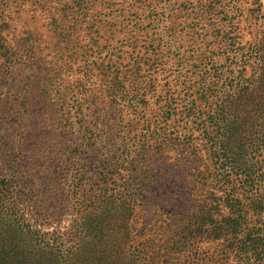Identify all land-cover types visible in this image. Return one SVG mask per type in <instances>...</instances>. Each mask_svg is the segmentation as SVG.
Segmentation results:
<instances>
[{"label": "rangeland", "instance_id": "rangeland-1", "mask_svg": "<svg viewBox=\"0 0 264 264\" xmlns=\"http://www.w3.org/2000/svg\"><path fill=\"white\" fill-rule=\"evenodd\" d=\"M218 1H7L1 22L9 26L4 35L8 36L11 63L0 61L4 77L0 90L2 98L21 114L16 117L22 119L18 122L25 125L16 135H26L25 142L29 141L24 164L34 174L36 195L28 204L36 211H28L32 219L26 214V223L40 237L28 238L24 236L26 230L15 232L0 223V239L24 252L31 264H66L63 257H74L77 252L83 253L79 262L125 264L121 249L102 257L103 246L98 241L90 242L89 250L83 247L95 234L87 226H76L86 214H70L59 200L66 193L54 194L42 173L54 168L51 158L67 157L51 146L58 136H67L68 124L75 125V140L80 135V123L88 128L85 135L94 137L90 142L120 152L124 147L139 162L137 167L146 178V194L130 217L135 242L163 245L183 223L199 225L196 222L207 214L214 221L225 218L228 211L219 202L221 193L215 192L214 180L202 185L206 169L201 167L210 163L204 142L193 133L196 160L178 139H182L180 133H188L186 106L192 103L205 106L204 114L215 120L233 114L219 113V105L228 101L240 110L250 104L264 105L252 98L255 94L249 96L241 86L235 88L234 80L241 68L244 79L252 74L259 78L257 86L264 80L259 71L264 68V0ZM228 2L236 9L241 2L240 11L228 10ZM218 13L225 17L216 18ZM229 40H235L234 48L239 46L232 54L236 59L228 60L220 53L224 43L230 45ZM255 42L257 54L252 49ZM239 91L243 93L239 95ZM247 109L242 112H249ZM23 111L26 113L22 115ZM251 135L253 140H264V133L258 129ZM263 151L254 157L261 166L264 157L259 155L264 156ZM12 166L2 164L1 171L8 172ZM198 166L200 169L195 168ZM16 208L22 210L19 204ZM261 215L264 221V212ZM213 230L206 224L202 231ZM205 238H196L194 247L204 253L205 260H212L208 264H219L218 255L225 246L221 240ZM38 240L53 242V246L42 247ZM142 258L154 263L146 251ZM242 261L229 255L230 264ZM130 264L137 262L133 259Z\"/></svg>", "mask_w": 264, "mask_h": 264}, {"label": "trees", "instance_id": "trees-1", "mask_svg": "<svg viewBox=\"0 0 264 264\" xmlns=\"http://www.w3.org/2000/svg\"><path fill=\"white\" fill-rule=\"evenodd\" d=\"M7 1L0 0V61L11 63L10 46L6 41L8 36L4 35L9 26H6L5 21L1 22L4 18L2 8L6 6ZM217 3H219L218 0H216ZM240 3L237 9L231 2L225 4V7L229 5L228 10L239 12ZM217 16L222 19L225 17L221 13L215 15L216 18ZM261 28L264 30V12ZM234 41L229 40L230 45L224 43L223 48H220L222 49L220 53L228 60L236 59L232 54L237 52L239 46L234 48ZM252 49L253 54L258 53L256 42ZM234 64L239 65L237 61ZM259 71L260 74H264L263 66ZM3 78L0 74V89H3ZM234 80L236 81L235 88L241 86L240 89L248 92L249 96L255 94L252 98L264 104V80L257 86L259 78L255 77V74L244 79L242 68L238 76H234ZM243 81L245 82L241 85ZM233 84L234 81L231 85ZM242 93L239 91L238 94ZM225 103L219 105V113L229 115L232 112L233 114L226 118L216 117V120L204 114L205 106L195 103L186 106L190 119L187 123L189 129L186 130L188 132L186 134L180 133L182 139L178 140L190 148L196 160L198 158L197 149L193 146L195 141L193 133H197L202 143L204 142L206 146L203 145L204 152L208 155L210 162L208 166L210 167H201L202 170L206 169L204 173L206 178L203 174L201 179L203 180L202 185L209 179L214 180L215 192L221 193L219 202L222 201L221 204L228 213L219 221H214L212 216L207 214L205 218L196 222L199 225L190 222L188 225L183 223L179 231L167 239L163 245H146V247L135 242L132 237L135 228L130 224V217L143 202L146 194L145 174L139 171L137 167L139 162L136 158L130 156L124 147L120 152L112 146L100 147V144L90 142L94 140V137L86 136L84 131L88 128L81 126L80 123L77 125V133L80 134L77 140L73 137L75 125L65 126L67 136H58L51 148L55 151L60 150L67 157L59 156L56 161L51 158L50 165L54 168H46L42 173L47 175L54 194L59 191L66 193L64 198L59 200H63L64 207L70 214L74 213L76 216L86 214L84 220L76 224L78 227L87 226L91 233H95L92 240L83 245L85 249L89 247L90 242L98 244L95 243L96 241L103 246L102 257L108 253L111 254V251L121 249L125 264H130L133 259L137 264H208L212 260L210 262L205 260L204 253L194 247L195 239L205 236L206 240L208 237L214 241L221 240L222 245L225 246L218 255L220 257L218 261L221 260L219 264H230L231 262H228L230 254H233L234 258L239 257L240 261L243 260V264H264V221L261 215L264 212V166L254 159L256 152L264 150V140H253L251 135L254 129L264 133V105L250 104L246 106L249 112L244 114L242 111L246 107L240 110L237 106H234L235 108L231 106L233 101ZM258 107H261V110ZM166 110L170 112L169 109L165 108L164 111ZM25 113L23 111L22 115ZM241 115L248 118L241 117ZM19 116L21 114L14 105L2 98L0 90V223L8 226V229L12 228L15 232L22 233L26 230L24 236L28 238L32 236L39 238V232L30 228L26 223V214L32 219L28 211L35 210L28 206L34 201L35 182L34 174H31L32 170L24 164L29 141L25 142L26 135H16L23 127L25 128L24 124L18 122L22 120L16 118ZM41 151L42 148L39 149V152ZM260 156L264 157L262 154ZM88 158H90L89 162ZM262 159L261 162L264 164V158ZM2 164L13 166L8 167V172H2ZM199 167L195 168L200 169ZM201 180H198L199 183ZM18 204L22 206L21 211L16 208ZM93 218H101L102 221L92 222ZM87 220H91L90 223H87ZM206 224L214 230L212 232L202 231ZM104 233L106 235L103 239H96L98 235ZM114 235L117 237H113ZM37 244L42 247L53 246V242L40 240ZM145 251L154 263H149L142 258ZM53 254L59 256L57 253ZM75 254L74 257L64 256V262L66 264H91L90 260L79 262V256H83V253ZM28 259L24 252L8 246L7 240L0 239V264H31ZM101 263L110 264L109 261Z\"/></svg>", "mask_w": 264, "mask_h": 264}]
</instances>
